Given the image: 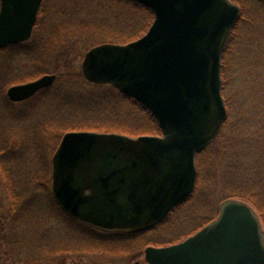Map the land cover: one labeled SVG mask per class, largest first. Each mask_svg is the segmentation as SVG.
Listing matches in <instances>:
<instances>
[{"label":"water","instance_id":"95a60500","mask_svg":"<svg viewBox=\"0 0 264 264\" xmlns=\"http://www.w3.org/2000/svg\"><path fill=\"white\" fill-rule=\"evenodd\" d=\"M128 1L153 12L148 32L128 44L92 48L81 70L89 83L114 86L147 108L161 135L65 133L52 158V194L72 219L137 234L156 228L195 191L197 155L228 117L222 61L241 7L232 0ZM42 2L1 0L0 50L30 40ZM56 79L47 74L7 95L23 102ZM145 261L264 264L262 222L247 203L229 199L216 220L188 239L146 248Z\"/></svg>","mask_w":264,"mask_h":264},{"label":"rangeland","instance_id":"374dc122","mask_svg":"<svg viewBox=\"0 0 264 264\" xmlns=\"http://www.w3.org/2000/svg\"><path fill=\"white\" fill-rule=\"evenodd\" d=\"M103 1L106 3H103ZM236 1L233 0L241 7V18L226 48L227 55H225V58L223 57L226 82L222 94L228 102V123L226 122L227 124L225 123L226 125L224 124L222 127L220 132L222 137L217 138L214 144L209 146L208 154L201 157L200 180H197L192 196L175 208L159 227L147 232L145 237L130 242H115L114 239L105 240L102 239L103 237L100 238L93 232H86L85 230L80 232H71L70 230L69 233L66 231L65 226H62L59 231H55L58 226H53L52 217L48 210L42 214V218L37 217V223H35L34 218L36 213L33 212V217L21 222L22 225L18 233L27 243V250L35 252L34 248L44 249L39 239H42L40 233L46 231L49 237L46 236L48 241H46L45 250L50 248L53 252H59L60 247L64 246V248L92 253L105 249L107 254L116 255L110 259L105 258L102 260L94 254L90 255L92 256L90 258L78 260L79 262H76V264H105V262L106 264H134L136 262L146 264V248L175 245L194 235L219 217L220 206L223 202L229 199H237L231 198V193L237 191L245 193L264 212V0ZM239 2H241V5ZM41 6L33 36L43 35L45 39L44 51L47 45L49 46V42H53L54 46L57 47L59 45L63 46L64 40L66 44L63 49L58 47L51 54L43 55L44 51L37 53L38 57L43 55L46 64L43 68L36 65V63H39L36 60L38 61L40 57L36 60L31 58L28 61H22L21 72L12 74L14 76L17 73L16 76L20 77L21 80L35 76L37 71L54 74L49 70H56L66 64H69L71 68L74 67L75 72L81 73L83 76L81 65L89 50L102 44H123L119 43L120 39L123 40L122 42L127 41L124 44L136 41L146 34L154 21V15L138 8V10H135L134 4L121 1L43 0ZM134 35H139V38H132ZM39 78L29 82L36 81ZM29 82L23 81L12 86ZM57 82L58 78L55 84ZM81 84L90 89L83 81H81ZM40 103L41 107L37 104L39 108L36 112L35 110H31V112L29 110L27 113L20 114L26 115L21 118L22 124H20V120L17 121L19 118L17 116L15 121L7 120L6 123L3 122L0 125V138L7 135L8 141L12 145L17 144L19 146L16 156L17 159H20V163H15L11 167L14 170L11 175L12 177L15 175V180L20 181V185L22 182L25 183V179L27 180L30 175L33 177L38 173V170L44 169L41 158L49 157V153L52 151L49 142L51 136H45L47 144L45 140V144L38 149V153L33 150V145L41 137L36 135L38 130L42 128L44 119L47 120L51 117L55 110L62 112L63 115L72 114L65 109H59L58 104L52 103V101H41ZM130 111V108L126 105L114 103L105 109L102 107L101 111L93 112L90 117L107 118L105 121L115 119L123 124L122 126L117 125L116 130L138 126V130L143 132L138 137L161 135L156 130V124L148 116L139 119L132 113L131 119ZM74 117L77 118L78 115L74 114ZM52 120L56 122L57 126L59 125L56 126L58 130L67 129L69 126V129H73L71 127L77 124L73 123V120H69L67 116L55 114ZM33 122H35L34 126L37 127L35 136L31 128ZM127 123L130 124L125 126ZM81 131L93 132L86 129L69 130L67 132ZM130 137L137 138L136 136ZM51 141L54 144L55 140L51 139ZM31 143L32 146H30ZM40 151H42V154L39 158L37 155ZM35 153L36 157L34 156ZM226 161L228 165L229 163L233 165L228 172L223 170ZM7 198L5 186L0 177V218L8 212L9 202ZM242 201L257 213L264 231V223L257 207L245 200ZM214 216V220L205 224ZM4 234L5 231L0 226V241H2ZM2 242H0V264H16L13 256L6 255L7 246ZM30 247L33 249H29ZM121 255L125 256L120 257ZM22 260L24 261L23 255ZM74 261L67 264H75Z\"/></svg>","mask_w":264,"mask_h":264},{"label":"trees","instance_id":"16d2710c","mask_svg":"<svg viewBox=\"0 0 264 264\" xmlns=\"http://www.w3.org/2000/svg\"><path fill=\"white\" fill-rule=\"evenodd\" d=\"M109 1L111 2L121 1L128 4H134L133 7L135 10L141 9L150 15H154L153 12L148 8L134 2H130L127 0H109ZM103 3L106 2L103 1ZM239 4L241 5V2H239ZM139 35H134V37L132 38L137 39ZM122 41L123 40L120 39L119 43H123V44L127 43V41L125 42ZM44 42L45 39L43 35H40L39 37L35 35L28 42L21 43L18 45L8 46L3 50H0V125L3 122L6 123L7 120L15 121V118L17 116L19 117L17 121L19 122L20 120V124H22L21 118L22 116H26V115H20V114L27 113V111L29 110L30 112L31 110H35L36 112L37 108H39V106L41 107V103H40L41 101H46V102L52 101V103H57L59 109H63V110L65 109L67 111H70L72 114L63 115L62 112L60 111H56V110L53 111L51 117H49L47 120L44 119V122L42 123L43 124L42 128H40L38 132H37V127L34 126L35 122H33L31 126V128L33 129V135L35 136L37 132L36 136L42 137V138L40 137V139L33 145V150H35L36 153H38L37 152L38 149L43 147V145L45 144V140L47 144V139L45 138V136H51V139L55 140V142L53 144V142L49 138L52 151L49 153V157L45 159L41 158L42 160L41 162L44 166V169L41 168L40 170H38V173H36L35 176L33 177L30 175L27 180L25 179V183L22 182L21 185H20V181H18L17 179L15 180V175L13 177L11 175V173L14 171L12 170L11 167L14 166L15 163L18 162L20 163V159H17L16 156L17 154L16 152L17 149H19V146L17 144L12 145V143L8 141L9 138H7V135L3 137L4 139L0 138V177L4 183L5 190L8 196L7 199L9 202V209L7 214L3 215L0 218V226L2 227V230L4 229L5 231L4 237L2 238L3 242L2 241L0 242H2L7 246L6 255L13 256L16 260V264H34V263L35 264H46V263L67 264L68 262L70 261L72 262L74 260H75L74 263L76 264V262H79L85 258L87 259L88 257L90 258L92 257L90 255H94V254L100 257L102 260L105 258L110 259L112 257H115L116 255L107 254L105 252V249H101L96 253H92L89 251L80 252L73 248H64V246L60 247L59 252H53V250L50 248L48 250H45V244L46 241H48L47 237H49L46 231L40 233L42 235L41 237L42 239H39V242H41V245L44 247V249L34 248L35 252H31L30 250H27L28 249L27 243H25L23 238L20 236V234H18L22 225L21 222L23 220L25 221L28 220L29 217L30 218L33 217L32 214L34 212L36 213L35 215L36 217H34L35 223H37L38 221L37 217L42 218L43 217L42 214L46 212V210H48L52 217L53 226H58V228H56L55 231H59V229L62 228V226H65L66 231L69 233L70 230L71 232L72 231L80 232L81 230L82 231L85 230L86 232L91 231L98 237L100 238L103 237L102 239L105 240L114 239L115 242H130L145 237V234L147 232L132 234L126 232L101 231L89 225L83 224L68 216L58 205L52 194L51 157L54 155L53 153H55L64 133L69 130L86 129L93 132L95 131V132H104V133H121L136 137L141 135L143 132L138 130L139 128L138 126H129L126 128H119L122 130H116L115 128H117V125L122 126L123 124L116 121L115 119L110 121H105L107 120V118L97 119L95 116L90 117V115H92L93 112L95 113L97 110L101 111L102 107L105 109L109 105H113L114 103H118L120 105H126L127 107H129L131 110L130 111L131 119H132V113L135 114L139 119L140 118L143 119V116H148L151 119V121H153V123L156 124L157 126L156 130L159 133H161V130L159 128L158 122L153 117L151 112L143 105H141L134 99L122 94L119 90H117L113 86L91 85L87 83L84 80L81 73H76L75 68L74 67L71 68L69 64H66L65 66H61V68H58L56 70H51V71L49 70V72L57 74V78H58V82L52 88L43 90L42 92L38 93L35 97H33L31 100L27 102L16 103V104L12 103L7 97V90L12 85L23 81L29 82L35 80L40 76L41 77L44 76L47 73L45 71H37V74L35 75L36 77L30 76L29 78H25L21 80L20 77L16 76V74L18 72H21V68L23 64L22 61H28L31 58L36 60L40 57L38 61L36 60V62H39L36 63V65H39L40 67L43 68V66L45 67L46 65L44 63L43 55H46L48 53L50 54L53 53L54 51L57 50L58 47H61L63 49L66 44L64 40L63 46L59 45L57 47L54 46L53 42H49V46L47 45V48L44 51V46H45ZM42 51H44L43 55L38 57L37 53L38 52L42 53ZM15 72L17 73L14 76H12V74ZM81 81H83L84 84L87 85L90 89L85 88L81 84ZM37 104H39V106ZM54 114L64 117L67 116L69 120H73L72 122L77 124L71 127L73 129H69L70 128L69 126V128L67 129L58 130L57 127L59 125L57 126L56 122L52 120ZM74 114H77L78 117L75 118ZM129 124L130 123H127L125 124V126ZM134 124L138 125L136 122ZM0 132H1V127H0ZM221 135L222 134H220L219 137H222ZM30 146H32V143L30 144ZM30 146L29 148H31ZM208 148L200 152L197 156L198 181L200 180V174H201L200 160L203 155L208 154L207 152ZM36 153L34 154L35 157H36ZM41 154L42 151H40L37 156L39 157ZM232 166L233 165L231 163H229L228 165L226 161L223 167L224 172H228L229 168ZM231 198L245 200L256 206V203L243 192L237 191L235 193H231ZM257 209L259 210L264 223V212L260 207L259 208L257 207ZM214 218L215 216L210 218L209 221H207L205 224H208L209 222L214 220ZM51 229L54 230L53 228ZM114 241H109V242L115 243ZM29 249L32 250L33 248L30 247ZM24 252L26 253L24 254ZM22 255L24 261L22 260ZM122 256L125 255H121L120 257Z\"/></svg>","mask_w":264,"mask_h":264},{"label":"flooded vegetation","instance_id":"af4514ba","mask_svg":"<svg viewBox=\"0 0 264 264\" xmlns=\"http://www.w3.org/2000/svg\"><path fill=\"white\" fill-rule=\"evenodd\" d=\"M0 5H1V0H0ZM42 7V6H41ZM41 9V8H40ZM1 10V9H0ZM39 12H40V10H39ZM38 16H39V13H38ZM37 22H38V19H37ZM37 22H36V24H37ZM36 26V25H35ZM34 30H35V28H34ZM34 30H33V34H34ZM33 34H32V37H33ZM31 37V38H32ZM227 47H228V45H227ZM225 55H227V51L225 50V53H224V58H225ZM225 60V59H224ZM224 70H225V64H224V62H223V88H224V85H225V78H224ZM53 75H56V74H53ZM56 77H57V75H56ZM55 84V83H54ZM50 88H52V87H50ZM47 89H49V88H47ZM47 89H43V90H47ZM43 90H41V91H43ZM40 91V92H41ZM7 92H8V90H7ZM40 92H38V93H40ZM37 93V94H38ZM36 94V95H37ZM35 95V96H36ZM34 96V97H35ZM7 97H8V95H7ZM224 97V96H223ZM33 98V97H32ZM31 98V99H32ZM8 99H9V97H8ZM31 99H29V100H31ZM10 100V99H9ZM29 100H26V101H23V102H27V101H29ZM224 100H225V105H226V109H227V114H228V117H227V121H228V118H229V109H228V102H227V100L225 99V97H224ZM11 101V100H10ZM12 103H14V104H16V103H23V102H13V101H11ZM226 121V122H227Z\"/></svg>","mask_w":264,"mask_h":264}]
</instances>
